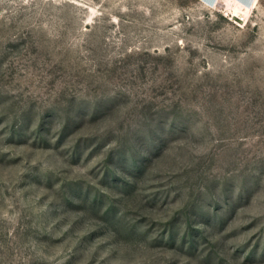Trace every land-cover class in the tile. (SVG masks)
Here are the masks:
<instances>
[{
    "label": "rangeland",
    "instance_id": "1",
    "mask_svg": "<svg viewBox=\"0 0 264 264\" xmlns=\"http://www.w3.org/2000/svg\"><path fill=\"white\" fill-rule=\"evenodd\" d=\"M0 264H264V0H0Z\"/></svg>",
    "mask_w": 264,
    "mask_h": 264
}]
</instances>
